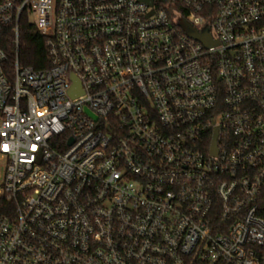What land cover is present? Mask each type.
I'll use <instances>...</instances> for the list:
<instances>
[{
  "label": "built area",
  "instance_id": "2783aa9c",
  "mask_svg": "<svg viewBox=\"0 0 264 264\" xmlns=\"http://www.w3.org/2000/svg\"><path fill=\"white\" fill-rule=\"evenodd\" d=\"M24 13L48 67L0 48V264H264V0H0L16 44Z\"/></svg>",
  "mask_w": 264,
  "mask_h": 264
},
{
  "label": "trees",
  "instance_id": "16d2710c",
  "mask_svg": "<svg viewBox=\"0 0 264 264\" xmlns=\"http://www.w3.org/2000/svg\"><path fill=\"white\" fill-rule=\"evenodd\" d=\"M18 43L12 27L0 29V48L6 54V65L10 66L17 59L22 66L35 70L48 67L46 37L30 21L27 13L20 16L18 23Z\"/></svg>",
  "mask_w": 264,
  "mask_h": 264
},
{
  "label": "water",
  "instance_id": "95a60500",
  "mask_svg": "<svg viewBox=\"0 0 264 264\" xmlns=\"http://www.w3.org/2000/svg\"><path fill=\"white\" fill-rule=\"evenodd\" d=\"M179 22H180V24L186 29V31L188 32V34L189 35H191L192 37H194V38H196V39H198V40H202V41H204V43H206V44H209V40H208V36H207V33H203V34H201V33H196L191 27H190V25L188 24V23H186L185 22V20H183V19H180L179 20ZM79 83H78V81H76L75 80V85H78ZM70 92L72 93V94H74V93H76V92H78L76 89H72V90H70ZM213 150H215V143L213 142Z\"/></svg>",
  "mask_w": 264,
  "mask_h": 264
}]
</instances>
